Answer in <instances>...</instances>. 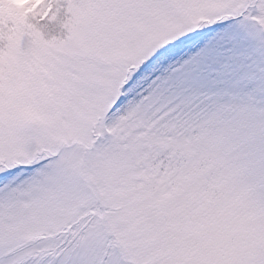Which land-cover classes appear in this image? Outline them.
Here are the masks:
<instances>
[{
	"label": "snow or ice",
	"instance_id": "obj_1",
	"mask_svg": "<svg viewBox=\"0 0 264 264\" xmlns=\"http://www.w3.org/2000/svg\"><path fill=\"white\" fill-rule=\"evenodd\" d=\"M0 264H264V0H0Z\"/></svg>",
	"mask_w": 264,
	"mask_h": 264
}]
</instances>
